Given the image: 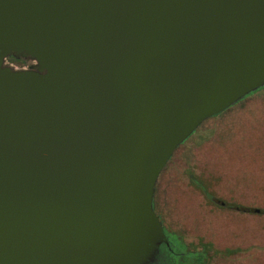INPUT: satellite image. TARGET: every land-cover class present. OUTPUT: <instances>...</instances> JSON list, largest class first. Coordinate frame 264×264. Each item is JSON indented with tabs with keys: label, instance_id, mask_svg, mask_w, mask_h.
I'll return each mask as SVG.
<instances>
[{
	"label": "water",
	"instance_id": "water-1",
	"mask_svg": "<svg viewBox=\"0 0 264 264\" xmlns=\"http://www.w3.org/2000/svg\"><path fill=\"white\" fill-rule=\"evenodd\" d=\"M263 86L264 0H0V264H152L160 173Z\"/></svg>",
	"mask_w": 264,
	"mask_h": 264
},
{
	"label": "rangeland",
	"instance_id": "rangeland-1",
	"mask_svg": "<svg viewBox=\"0 0 264 264\" xmlns=\"http://www.w3.org/2000/svg\"><path fill=\"white\" fill-rule=\"evenodd\" d=\"M154 208L180 251L205 244L207 264H264V86L204 121L175 150L156 183ZM180 258L177 264H188Z\"/></svg>",
	"mask_w": 264,
	"mask_h": 264
},
{
	"label": "flooded vegetation",
	"instance_id": "flooded-vegetation-1",
	"mask_svg": "<svg viewBox=\"0 0 264 264\" xmlns=\"http://www.w3.org/2000/svg\"><path fill=\"white\" fill-rule=\"evenodd\" d=\"M5 62L8 63V65L12 66L11 68L16 70V65H26V70H35L36 68V64L29 60V59H16L15 57H9V58H6ZM5 64V63H4ZM227 111V110H226ZM175 153V152H174ZM173 153V154H174ZM172 158V156H171ZM170 158V159H171ZM169 159V160H170ZM169 162V161H168ZM167 162V164H168ZM166 164V165H167ZM166 167V166H165ZM164 167V169H165ZM163 171V170H162ZM162 173V172H161ZM160 173V175H161ZM159 175V177H160ZM158 177V179H159ZM158 181V180H157ZM157 183V182H156ZM156 186V185H155ZM153 204H154V197H153ZM154 210V213H155V208L153 209ZM156 215V214H155ZM158 215V214H157ZM156 215V216H157ZM159 216H157L158 218ZM159 220V218H158ZM160 221V220H159ZM161 223V222H160ZM163 223V222H162ZM161 223L162 227H163V224ZM164 229V232H165V226L163 227ZM166 235V234H165ZM167 237V235H166ZM168 239V246H165L163 245L160 249H159V252H158V255L156 257V259L154 260V262L152 264H176L177 263V259L179 257H181L182 255L185 254V252H182L180 251L177 246L173 243V241L167 237ZM183 243V242H182ZM184 244V243H183ZM185 246H189V245H186L184 244ZM207 258H208V261H209V252H208V255H207Z\"/></svg>",
	"mask_w": 264,
	"mask_h": 264
},
{
	"label": "trees",
	"instance_id": "trees-1",
	"mask_svg": "<svg viewBox=\"0 0 264 264\" xmlns=\"http://www.w3.org/2000/svg\"><path fill=\"white\" fill-rule=\"evenodd\" d=\"M153 209H154V204H153ZM189 247H191V246H188V247L186 246V250H184L185 254L182 255L181 258L179 257L180 260L185 258V260H187L188 264H207L208 263V258H207L208 250H207V247H209V246L204 244V245H202V247H200V249L197 248V247H194V249H193L194 251H190ZM192 247H193V245H192ZM178 259H177V261H178Z\"/></svg>",
	"mask_w": 264,
	"mask_h": 264
}]
</instances>
